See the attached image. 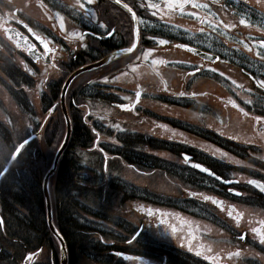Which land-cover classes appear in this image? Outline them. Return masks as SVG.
<instances>
[{"label":"flooded vegetation","instance_id":"1","mask_svg":"<svg viewBox=\"0 0 264 264\" xmlns=\"http://www.w3.org/2000/svg\"><path fill=\"white\" fill-rule=\"evenodd\" d=\"M122 1L134 11L139 29L137 47L125 56L122 67L137 63L135 58L152 49L149 57L155 63L143 59L139 62L152 72L154 80H135V91L122 86L118 90L105 88L107 85L101 88V94L113 106L130 115L118 118L122 125L116 130L119 139H108L104 123L94 117L96 113L88 112L84 119L96 135L94 148L133 152L138 164L154 167V172L161 158L173 175H165L162 184V180L156 182L161 184V192L154 186V208L149 209L153 215L148 214L149 210L143 212L141 222L125 217L122 231L117 233L119 239L104 241L109 248L102 255H94L90 264H264V243L259 239L264 233V194L248 182L252 178L264 182V156L258 158L264 154V87L258 83L264 81V48L259 46L264 40V0H202L209 9L189 4L183 12H168L165 17L159 16L162 10L168 11L164 8L153 15L156 10L147 7L150 0ZM116 7L109 0H91L86 4V17L77 0H0V80L7 79L6 86H12V93L18 91L22 103L29 101L23 86L35 83V70L50 66L59 71L78 56L94 57L102 51L105 55L127 45L134 39L131 15ZM191 10L199 19L189 15ZM57 14L63 18V29ZM242 16L246 24L239 23ZM204 21H211L216 28L208 30ZM221 21L230 27H223ZM71 33H80L83 39ZM38 36L54 51L45 55ZM159 39L168 43L161 45ZM180 44L220 59H205L195 51L178 47ZM159 55L167 57L161 64L155 59ZM50 79L44 77L45 87L58 82ZM136 92L141 95L133 105ZM47 93L50 89L43 91L41 104ZM149 103L154 105L153 112ZM122 104L129 107L122 108ZM208 109L215 115L214 127L200 120L191 128V113ZM256 117L262 119L257 121ZM6 131L13 135L11 127L0 128L1 135ZM212 140L225 152L257 154L248 164L219 158L204 163L227 179H234L233 184L224 186L184 161L183 153L195 160L191 153L210 151ZM171 156L179 157L181 164ZM253 168L258 171L250 175ZM231 187L241 194L229 192ZM205 195L221 201L223 206L205 201ZM229 205L233 206L231 217ZM237 212L243 214L239 221L234 219ZM208 256L213 259H206Z\"/></svg>","mask_w":264,"mask_h":264},{"label":"trees","instance_id":"2","mask_svg":"<svg viewBox=\"0 0 264 264\" xmlns=\"http://www.w3.org/2000/svg\"><path fill=\"white\" fill-rule=\"evenodd\" d=\"M127 22L130 23V20ZM103 55L102 51L94 57L78 56V60L71 61L64 71L70 73L90 59ZM123 60L120 57L103 69L116 70L122 66ZM61 84L60 81L49 84L50 93L42 102L43 110L51 117L47 130L24 145L0 178V213L3 220L0 224V258L12 264H18L28 253L33 252L37 258L42 259L41 264H59V242L47 223L43 177L51 167L66 132L59 100ZM70 91L71 87L67 102L72 118V134L59 159L56 172L49 179V185L50 182L53 185L50 190L52 214L53 222L68 248V263L90 264L94 255H102L109 248L104 241L119 239L117 233L122 231L124 220L122 203L133 198L134 191L122 180L116 168H112L110 162L108 168L111 172L115 171V175L104 174L103 153L92 148L95 135L92 126L84 119L81 107L84 100L90 98L105 101L102 91ZM24 101L20 102L24 112L30 113V117L35 116L30 100ZM5 133L1 136L5 142L0 145V170L8 162L17 142L23 139L16 142L7 131ZM113 137L119 139V134ZM110 151L128 165L141 166L133 152H119L117 149ZM236 153L245 154L241 157L247 161L246 153ZM195 158L202 163L207 162L196 154ZM158 161L160 165L157 170L171 175V168L163 165L161 158Z\"/></svg>","mask_w":264,"mask_h":264},{"label":"rangeland","instance_id":"3","mask_svg":"<svg viewBox=\"0 0 264 264\" xmlns=\"http://www.w3.org/2000/svg\"><path fill=\"white\" fill-rule=\"evenodd\" d=\"M155 1V0H154ZM162 1V0H160ZM202 0L196 1L199 4L204 5L201 3ZM206 9H209L208 6L205 7ZM163 12H160L159 16L160 17H165L166 15L165 10H162ZM191 12H193L191 10ZM243 17V16H242ZM195 22H191V24H194ZM208 30L215 29L216 25L213 23L205 24ZM65 28V26H64ZM208 37H213V35L209 32H207ZM159 41V40H158ZM134 58V57H133ZM164 58L161 55L155 57L156 61L158 64H161ZM137 60V63L130 64L129 66L126 65L117 71H110L109 69H101L99 71H94L90 72L87 74H84L80 77H78L71 85V91H77L84 92V93H90L93 90H103L101 88L104 87V85L107 87L105 88H110V89H117L119 87H126L128 90L135 91V80H149L152 79L154 80V76L152 72L145 66V64H142L139 62L140 59L143 60H149V61H154L153 57H148V59H144V55L139 57V59L135 58ZM33 75L35 76L34 79V84L32 86L26 87L24 92L27 96V98L30 100L31 106H33V109L36 112V115L33 117H30V113L26 114L20 105V101L17 98L18 91L15 90L10 91V88L12 86L7 87L6 84H9L7 79L5 78L4 80H0V128L3 126H9L13 129V137L12 140H15L16 142L24 138L30 133H33L37 130L41 131V134L43 135L45 133V128L48 126V122L50 120V114L47 112L43 111L42 104H41V95L44 90L46 92L48 91V87H45L44 85V77L45 76H50V78L55 79L60 81L64 80L66 75L69 73L68 71H64V69L61 70H56L53 67H46L43 71H38L35 70L32 72ZM107 77V79H105ZM50 79V80H52ZM49 82V81H48ZM89 83V86L87 83ZM20 88L23 90L22 86ZM118 90V89H117ZM70 91V92H71ZM144 102H147V100H144ZM28 107V106H27ZM28 107V109L30 108ZM149 110L154 111V105L148 104ZM30 110V109H29ZM88 110L92 113L95 114V118L99 121L104 120L105 127H121L122 125L119 123H116L114 119H118L120 117H129L130 115L125 113V111L121 110L120 108L113 106L111 103H105V102H100L96 98H90L87 101L84 100V103L81 107V113L84 116H88ZM158 111H162L161 107L158 108ZM201 119L208 123L210 127H214V120H215V115L212 112H209V109L207 112L201 111ZM199 112H193L191 113L194 116H191L190 121L192 124H199L200 120H197L199 117H195ZM193 127V126H191ZM0 134V145L4 144L5 140L4 138H1ZM211 140V139H210ZM18 143V142H17ZM210 144V143H206ZM15 146V144H14ZM2 148V147H1ZM210 151H203V152H198L199 156L208 162H213L216 158L223 159L224 161L227 162H236L239 164H248L244 160L243 155L237 154V153H231V152H225L224 150L220 149L219 147L214 146V141L212 140V144L210 146ZM1 150V149H0ZM6 151V150H5ZM215 153V154H214ZM246 153L248 157H252L254 153H249V152H243ZM264 154L261 153L258 158L260 159ZM173 158V156H171ZM174 160L178 161L181 164V159L179 157H174ZM209 159V160H208ZM254 159H256L254 157ZM213 160V161H211ZM111 163H113L112 168H120L121 170H118L120 173L123 174L125 182L127 186L132 188H136V192L140 194L142 198H147L148 200H151L154 195V186L159 190L158 192H161V184L164 183V174L163 172L159 171H151L150 170H142L136 172L133 169H125L123 165L117 164V162L111 160ZM258 170L253 168V170L249 171V173H256ZM111 172V171H110ZM112 174V173H111ZM163 177V178H162ZM158 180H162L161 184L158 185L156 182ZM133 184V186H132ZM50 190L53 189V185L50 182ZM169 191V190H166ZM153 201V200H152ZM127 203L124 204L122 203L121 207V212L124 214V210H130V219L131 220H137L138 222H141L142 216L139 215L137 212H144L147 213L150 208H154V201L153 202H142L141 200L137 202L136 200L133 201H126ZM2 217V216H1ZM205 223V222H204ZM1 253V252H0ZM12 254V252H10ZM42 259L38 258L36 259L33 264H41ZM22 261H20L18 264H21ZM0 264H12L9 260L7 259H2L0 258Z\"/></svg>","mask_w":264,"mask_h":264},{"label":"water","instance_id":"4","mask_svg":"<svg viewBox=\"0 0 264 264\" xmlns=\"http://www.w3.org/2000/svg\"><path fill=\"white\" fill-rule=\"evenodd\" d=\"M112 2H114L115 4L119 5L120 7L124 8L125 10H127L131 16H132V19H133V23H134V29H138V25H137V19H136V16L134 18L133 16V11H129V7H124V3L119 0H111ZM99 37H104V36H99ZM135 42L137 44L138 42V35L135 34ZM128 48V47H126ZM126 48H120V49H116V50H113L111 51L110 53H108L106 56H104L103 58L99 59V60H96V61H93V62H90L88 64H85V65H82V66H79L78 68H76L74 71H72L68 77L65 79V81L63 82V85H62V90H61V98H60V102H61V107H62V111H63V115H64V119H65V124H66V133H65V137L61 143V145L59 146L54 158H53V162H52V165L51 167L49 168V170L45 173L44 177H43V191H44V196H45V204H46V213H47V223H48V226L51 230V232L53 233V235L57 238V240L59 241V246H60V264H68V251H67V246H66V243H65V240L64 238L62 237V235L58 232L54 222H53V216H52V205H51V197H50V191H49V187H48V182H49V178L55 173L56 169H57V165H58V161L64 151V149L66 148L68 142H69V139H70V136H71V131H72V123H71V119H70V116L68 114V110H67V105H66V93L68 91V88L71 84V82L79 75L85 73V72H89V71H92V70H95L97 68H100L108 63H110L112 60H114L116 57L118 56H121V55H125V54H129L127 52H122L121 50L122 49H126ZM200 55L204 58H210V54L209 53H206V52H203V51H200V50H197ZM137 101V100H136ZM38 135V132L34 133V134H31L29 135L28 137H26L24 140H27L28 142H30L31 140H33L36 136ZM24 140H22L17 146H19ZM27 142V143H28ZM186 154H184V157H185ZM189 158L190 156L187 155ZM9 160H11V163L14 161L11 156L9 158ZM9 160L6 164V166L3 168L4 169H8V167L10 166L11 163H9ZM189 164V166L193 167L192 165L193 164H201L199 162H196V161H188L187 162ZM203 167H205L203 164H201ZM195 168V167H193ZM207 168V167H205ZM198 169V168H196ZM209 169V168H208ZM200 170L202 173L206 174V175H209V176H212L216 179H218L219 181H221L223 184H230L233 182V180H227V179H224L223 177H221L220 175L216 174L215 172V175H211L209 174L208 172H204L202 171L201 169H198ZM2 176H0L1 178ZM252 180H255L258 182V184H264V182H261L259 180H256V179H252ZM254 187L258 188L263 194H264V190H261L260 187H258L257 185L255 184H252ZM230 189H234V188H230ZM235 191H230L232 193H235V194H240V191L234 189ZM0 221H2V218L0 216Z\"/></svg>","mask_w":264,"mask_h":264},{"label":"snow or ice","instance_id":"5","mask_svg":"<svg viewBox=\"0 0 264 264\" xmlns=\"http://www.w3.org/2000/svg\"><path fill=\"white\" fill-rule=\"evenodd\" d=\"M118 2H119V0H118ZM77 3L79 4V8L83 10V15L87 17V16L89 15V12H88V10H87V8H86V4H87V3H91V0H84V2H81V0H77ZM189 4H191L193 7H196V8H198V7H207V5H202V4L197 3L196 0H162V2H161L160 4L153 3V2H151V0H150V2L148 3L147 7L150 8V9H154V10H156V11L153 12V15L158 14L159 10H160L161 8H164V9L168 10L167 12L164 13L165 15H167L168 12H175V11H181V12H183L185 6H186V5H189ZM124 7L127 8L128 5L125 4ZM129 11H130V12L132 11L131 8H129ZM57 15H58V18L60 19V28L63 29V28H64V21H63V18H62V17H59V14H57ZM189 15L195 16L197 19H199L198 14L195 13V12H191V13H189ZM133 16H134V18H135V13H133ZM204 22L211 24V21H204ZM247 22H248V21H247L244 17H241V19H240V21H239L240 24H246ZM221 24H223V21H221ZM101 26L103 27L104 25L102 24ZM234 26H235V25H231V27H234ZM223 27L228 28V27H230V25H228V24H223ZM199 31L202 32L203 29H200ZM133 32H134V34L138 35V29H133ZM71 35L80 36V38L83 39V35L80 34V33H71ZM109 35H111V33H109ZM37 39L41 40V43L43 44V47H44V49H45V55H47V53H49V52H53V51H54V49L50 48V47L48 46V43H47L46 41H44L41 37L38 36ZM158 42H159V44H161V45L168 43V41H166V40H164V39H159ZM17 46L19 47V45H17ZM259 46L262 47V48H264V40L259 41ZM32 47H35V45H33ZM136 47H137V44H136V42H135V40H134V41L132 42V44H131L130 47H128V48H126V49H122L121 51H122V52H127V53H132L133 50H134ZM178 47L186 48V49H189V50H191V51H196L195 48H190V46H189L188 44H180V45H178ZM245 47H247V45H246ZM152 51H153L152 49L145 50V52H144V59H148V57H149V53H151ZM257 55H260V53L257 52ZM215 58H216L217 60L220 59L219 56H217V57H215ZM262 58H264V57H262ZM137 59H139V57H137ZM153 63H155V61H153ZM197 71H198V69H197ZM105 79H107V77H105ZM258 83H260V85H261L262 87H264V81H259ZM140 95H141L140 92H136V97H137V98H139ZM233 103H234V102H233ZM121 107H122V108H128L129 105H127V104H123V105H121ZM261 119H262L261 117H256V120H257V121H259V120H261ZM27 142H28L27 140H24V141H23L19 146H17V147L15 148V150L11 153V158H12L13 160L18 156V154L20 153L21 149L24 147V145H25ZM214 154H215V153H214ZM184 158H185V161H188V160H189V157H188L187 155H185ZM9 163H11V160H9ZM192 166L195 167V168L201 169V170L204 171V172H208V173L211 174V175H215V173L211 172L210 169L203 167L201 164H193ZM5 172H6V169H4V170H0V176H3V175L5 174ZM248 182L251 183V184H255V185H257L258 187L261 188V190H264V184H258V182L255 181V180H250V181H248ZM229 190H230V191H235L234 189H229ZM190 194H191V195H194V196L197 195V193H190ZM203 199H204L205 201L211 200L213 204L220 205L221 207L223 206V205H222V202L219 201V200H217V199L214 198V197H211V196H207V195H205V196H203ZM228 207H229L228 215L231 217V216L233 215L232 210H231L233 206L229 205ZM148 214H149V215H153V213L151 212V210H149V213H148ZM242 215H243L242 213L237 212V214H236V216L234 217V219L237 220V221H239ZM163 222H164V221H161V223H163ZM262 223H264V221H262ZM173 231H175V229H173ZM256 231H257V229H253V232H256ZM241 238H243V237H241ZM259 239H260V241H261L262 243H264V233H260V234H259ZM38 251H39V250H38ZM236 254H239V249H237V253H236ZM228 255H229V256H232L233 253L229 252ZM28 256H29V257L32 256V253H28ZM206 259L212 260L213 257L208 256V257H206Z\"/></svg>","mask_w":264,"mask_h":264}]
</instances>
